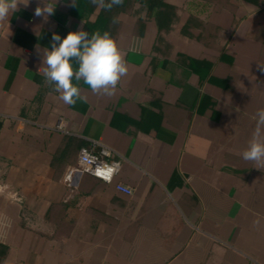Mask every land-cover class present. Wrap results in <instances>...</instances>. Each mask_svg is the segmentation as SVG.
<instances>
[{
  "label": "crops",
  "instance_id": "1",
  "mask_svg": "<svg viewBox=\"0 0 264 264\" xmlns=\"http://www.w3.org/2000/svg\"><path fill=\"white\" fill-rule=\"evenodd\" d=\"M162 1L170 30L134 0L98 29L104 8L72 0L0 22V264H264V169L239 154L264 108V0ZM81 26L108 31L128 73L112 96L78 82L87 100L67 105L39 67L53 33ZM95 143L131 196L66 182Z\"/></svg>",
  "mask_w": 264,
  "mask_h": 264
},
{
  "label": "clouds",
  "instance_id": "2",
  "mask_svg": "<svg viewBox=\"0 0 264 264\" xmlns=\"http://www.w3.org/2000/svg\"><path fill=\"white\" fill-rule=\"evenodd\" d=\"M75 4V0H72ZM93 5L111 10L123 4V0H90ZM30 0H0V22L8 20L18 6H28ZM58 0H39L34 15L48 17L54 15ZM114 18L113 22H116ZM264 70V65H258ZM39 71L46 84L59 93V98L67 105H75L78 100L86 102L81 95L78 82L83 81L94 94L112 96L122 77L128 73L125 55L108 31H97L91 36L83 26L70 31L63 39L57 33L51 37V49L45 48ZM73 81L77 82L74 83ZM255 128L247 142V147L239 153L243 160L254 163L257 169H264V108L257 110Z\"/></svg>",
  "mask_w": 264,
  "mask_h": 264
},
{
  "label": "built area",
  "instance_id": "3",
  "mask_svg": "<svg viewBox=\"0 0 264 264\" xmlns=\"http://www.w3.org/2000/svg\"><path fill=\"white\" fill-rule=\"evenodd\" d=\"M121 172L118 154L110 147L95 143L91 148H83L79 154L78 164L68 170L66 182L73 184L79 175H91L106 184H115L118 192L131 196L133 190L121 183H115Z\"/></svg>",
  "mask_w": 264,
  "mask_h": 264
},
{
  "label": "trees",
  "instance_id": "4",
  "mask_svg": "<svg viewBox=\"0 0 264 264\" xmlns=\"http://www.w3.org/2000/svg\"><path fill=\"white\" fill-rule=\"evenodd\" d=\"M129 1H133V0H129ZM134 2H139L143 8L147 9L150 15L156 14L159 28L161 31L171 29V26L175 19V8L173 6L163 2L162 0H134ZM95 8L96 5H93L90 2V0H77L76 5L74 6V11L76 12L77 10L80 9V10H87L88 13H93L95 11ZM113 9L114 7L111 10L104 9L103 13L101 14V17L96 22L97 24L94 25L90 24L88 28L98 29V27L106 25L109 21L107 18L108 16L107 14H109L110 11H113ZM104 21L105 24L102 23ZM89 36H91V34H89ZM160 40H162V37L160 38ZM92 145L93 144H86L80 149V152L83 148H91Z\"/></svg>",
  "mask_w": 264,
  "mask_h": 264
}]
</instances>
